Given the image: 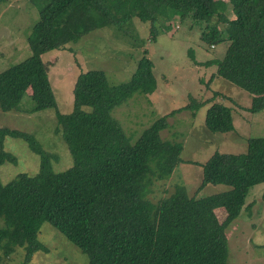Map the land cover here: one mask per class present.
<instances>
[{"label": "trees", "instance_id": "obj_1", "mask_svg": "<svg viewBox=\"0 0 264 264\" xmlns=\"http://www.w3.org/2000/svg\"><path fill=\"white\" fill-rule=\"evenodd\" d=\"M32 2L39 7V19L27 37L31 55L0 72V105L5 111L20 109L29 96L33 105L28 111L53 109L55 132L62 134L73 164L54 171L51 160L58 157L34 135L0 127V164L16 161L3 148L7 135L25 140L41 161L34 175L22 172L6 184L0 181V257L9 258L22 247L26 252L20 264H28L45 248L39 233L48 222L88 254V264H231L227 228L246 207L251 189L264 182V136L249 138L245 152L217 151L201 164L200 189L211 183L225 184L227 190L199 197L178 187L151 202L145 197L149 186L184 161L183 144L161 136L169 114L132 142L112 110L136 93L155 91L152 59L144 55L132 78L120 84H111L102 69L81 72L73 110L62 113L42 55L97 28L122 26L134 18L150 24L152 41L158 27L169 31L174 18L190 19L192 26L201 25L203 42H227L224 57L207 64H216L215 75L252 94L249 110L255 113L264 109V0ZM229 5L231 16L226 14ZM199 104L192 100L184 108L194 111ZM206 126L212 132L235 129L231 108L214 102ZM220 207L226 211L223 221L216 213Z\"/></svg>", "mask_w": 264, "mask_h": 264}, {"label": "rangeland", "instance_id": "obj_2", "mask_svg": "<svg viewBox=\"0 0 264 264\" xmlns=\"http://www.w3.org/2000/svg\"><path fill=\"white\" fill-rule=\"evenodd\" d=\"M226 14L231 16V5ZM39 19V7L32 0H6L0 5V72L31 55L27 40ZM167 31L158 27L155 41L151 40L150 24L134 18L120 25L97 28L77 42L42 55L49 72L59 111L69 113L74 107V84L81 72L102 69L111 84L129 81L140 59L147 55L154 62L157 87L149 94L136 93L116 106L112 115L119 121L127 137L134 142L143 131L160 117L169 114L167 127L161 131L165 140L183 144L184 159L165 179H155L145 197L151 202L168 197L178 187H185L190 196H207L225 191V184H207L200 189L202 163L215 152L242 153L248 139L264 136V109L249 110L252 94L216 74L217 65L211 59H222L227 42L209 45L202 41L201 25L179 17L168 22ZM224 27V23H219ZM148 53H145V50ZM217 92V93H216ZM214 98V99H213ZM194 100L200 103L193 111L184 108ZM214 102L231 108L235 129L212 132L206 126V116ZM31 97L25 96L20 109L5 111L0 105V127L29 132L42 147L58 159L51 160L54 171H63L73 164L72 154L57 125L53 109L30 112ZM5 151L16 161L0 164V181H11L17 174L34 175L40 168V155L31 150L22 138L5 136ZM223 221L226 211L217 208ZM229 262L231 264H264V182L255 185L235 222L227 228ZM39 239L44 249L37 251L28 264H88V254L70 242L52 224L41 226ZM25 249L16 248L9 258L1 255L0 264H20Z\"/></svg>", "mask_w": 264, "mask_h": 264}]
</instances>
